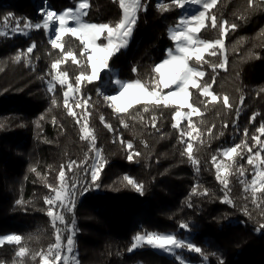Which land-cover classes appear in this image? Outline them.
<instances>
[{
	"label": "trees",
	"instance_id": "trees-1",
	"mask_svg": "<svg viewBox=\"0 0 264 264\" xmlns=\"http://www.w3.org/2000/svg\"><path fill=\"white\" fill-rule=\"evenodd\" d=\"M44 1L56 12L73 9L80 2ZM87 2L84 20L88 23L115 25L121 19L119 0ZM141 3L146 11L141 8L137 13L131 42L109 60L115 71L109 76L102 73L103 79L91 83L82 81L66 107L63 93L68 86L76 88L82 70L90 74L85 67L87 57L80 55L79 39L66 33L61 38L63 49H53L38 1L0 0V33H4L0 35V236H21L20 244L0 245V264H41L50 245L56 243L57 228L62 253L67 249V236L73 235L76 264H181L146 246L128 251L137 234L148 232L180 238L189 235L191 243L201 248V253H184L194 264H219L221 258L225 264H264V229H259L264 223V191L255 193L254 204L253 192L246 187L255 170L247 163L249 156L260 152L264 159V149L252 139L256 136L264 142V135L257 131L264 124V0H254L251 9L247 0H217L207 11L199 38L208 42L221 38L220 29L212 27L213 15L220 22L227 21L226 34L223 44L203 55L200 62L189 60L205 75L197 88H189L188 104L197 107L198 113L178 118L177 128L172 127L176 123L173 115L177 110L187 113L189 108L140 102L118 113L97 93V85L104 89L109 78L149 82L155 75L153 66L173 47L169 29L176 26L180 7L173 0ZM37 23L39 29L26 26ZM69 49L77 63L64 59ZM56 60L61 63L53 70L51 64ZM56 74L66 76L67 84H55L49 92L48 83ZM205 83L210 85L211 97L201 95L200 85ZM169 91L162 89L161 95ZM212 95L217 99L212 100ZM68 108L74 116L68 115ZM83 125L91 132L90 139H81ZM93 139L95 150L90 151ZM129 142L140 153L133 155L132 162L127 159ZM188 143L199 161L197 166L188 159ZM235 145H242L237 149L239 155L234 154L233 161L223 159L218 150ZM96 150L106 159L97 180L99 190L78 197L74 213L55 207L66 221L57 220L54 227L45 199L53 196L52 187L60 186L61 168L68 181H90L88 169ZM217 160L232 165L227 193L216 179ZM70 161L77 162L73 171H68ZM125 175L144 186L143 194L127 185ZM205 191L207 195L202 194ZM226 194L232 203L221 202ZM18 200L22 203L17 204ZM181 222L189 228L181 229ZM68 228H74V233ZM21 247L26 248L25 255L17 256Z\"/></svg>",
	"mask_w": 264,
	"mask_h": 264
},
{
	"label": "snow or ice",
	"instance_id": "snow-or-ice-1",
	"mask_svg": "<svg viewBox=\"0 0 264 264\" xmlns=\"http://www.w3.org/2000/svg\"><path fill=\"white\" fill-rule=\"evenodd\" d=\"M177 7L183 8L185 4H199L203 10L199 11L198 14L192 15L191 17H181L178 19L177 24L174 28L169 29V38L175 42V49H166V58L153 66L152 72L155 74L151 76L149 82L142 81L141 79H137L133 82L123 81L119 78H116L114 81L109 78L105 80V88L101 89L99 85H97V93L98 95H102L104 101L110 102L109 106L115 105V102L118 101L121 97L125 95V93L129 89H135L141 99H143L146 104H154V105H161L163 104L164 107H169V101L172 100L173 97H180L182 100L181 107L184 104H187L188 96H189V88H197V77H203L205 74L203 71L197 70L195 67L189 64V60L193 57L197 62H200L202 59V53L207 51L210 48H213L212 42H207L201 39H198L195 34L199 33L202 28H204L205 20H206V12L213 8L217 0H173ZM254 0H247V6L249 9L253 7ZM119 5L122 10L121 19L115 23V25H109L107 23L102 24H94V23H87L85 22L82 17L85 16L86 10L89 8V4L87 0H80L77 4L75 10H66L60 14H57L53 10H44L40 13L43 16V27L45 29L49 28V22L55 19L58 22V27L55 28V38L51 39V47L53 49H63L64 44L62 43L61 38L66 34H70L73 37L79 39L80 44L83 46L81 50V57L86 56V66L90 67V74L85 71H81V74L76 77V88L75 90L69 86L68 90L63 93L65 97V106L68 105V96L69 92L80 91V84L82 81H87L91 83L97 80L100 77L101 69H108V72L105 73V76H109V73L114 72L115 70L111 68L109 63L110 58L117 56L121 50L127 48L129 43L131 42V38L134 34L135 25L138 22L137 13L141 8H144L146 11V7L144 4L141 3V0H119ZM161 7H164L161 5ZM5 21L8 20V17L4 18ZM212 19V27H218L220 29V36L221 38L215 41L216 45L223 44V38L225 36V25L227 21L220 22L218 21L217 17L214 15L211 17ZM69 20L74 23V26L69 27ZM19 23V22H17ZM26 26L35 27L39 29L41 25L39 23L35 25L27 24ZM231 28H235L236 25H231ZM102 33L107 34V43H101L100 45L96 44V40L100 37ZM4 33H0L3 35ZM33 46H30L27 49L28 53L33 51ZM102 53V55H100ZM215 54V53H212ZM19 56L16 57L19 60ZM68 58H73L72 62L77 63V59L74 58V53L71 49L67 50L66 54L64 55V59L67 60ZM61 63L60 60H56L54 63L51 64V68L56 70ZM223 63L219 65V67H223ZM133 72H136L137 69L133 67ZM53 79H58L61 85L67 83L66 76L62 75L60 77H53ZM103 79V78H101ZM174 86V87H173ZM200 87L203 89L201 91V95L207 96L210 93L208 92V88L210 85L201 84ZM162 89H172L166 95H161ZM48 91L52 92L53 88L51 82H49ZM109 93H118L116 94H109ZM217 97L212 95V100H216ZM243 100V97H241ZM56 101L53 100V104ZM80 102L77 101V107H79ZM224 105L225 107L229 106L228 97H224ZM190 111L187 113L188 116H191L192 113H198V109L195 106H191ZM114 112L122 113L125 112L126 109L120 107L119 105H115L113 108ZM144 111H148V108L145 107ZM239 112V109L237 110ZM68 115L74 116L73 110L68 108ZM181 117V112L177 110L173 115V120L176 123L172 124L173 128H177L179 123L178 118ZM77 121L79 117H75ZM43 119V117H41ZM254 119V117L252 118ZM103 121V117H101ZM251 122V119H250ZM106 127H109L107 124ZM127 126V125H125ZM191 127V125H189ZM2 127V125H0ZM111 131L112 129L109 128ZM257 131L264 135V124H261ZM245 134L247 135V129H245ZM92 134L91 132H85V135L81 136V139H85V136L90 137ZM181 136L185 135L184 131H181ZM191 136V133H188ZM252 139L257 141L261 144L262 149H264V142L258 141L256 136H253ZM183 143V141H181ZM122 143H125L122 141ZM127 149L131 150L127 156L129 162L133 161V155L139 156L140 153L135 152L133 149L132 143H126ZM242 145H235L233 147H228L225 149L218 150L220 154L225 157L229 161H233L234 154L239 155L237 152L238 148H241ZM90 151L95 150V143L94 139L89 145ZM185 151L189 154L188 159L190 162L197 166L199 161L192 156L193 146L191 143H188L187 148ZM249 152H251V148H249ZM183 155V153H182ZM257 158H260V152H256L254 154ZM96 156L99 158L98 161L94 162L92 166L88 169L90 172L91 180L84 179L83 183L79 181H68L66 177V172L61 168L58 176V180L60 181L59 187H52L51 191L55 192L54 197H48L45 199V203L49 206L55 205L57 201H59V207L64 209V212L74 213V209L77 203L78 197H84L89 192L93 190H99L100 184L97 183L99 174L101 170L104 168L106 159L102 157L101 152L96 150ZM213 161L216 160V156H213ZM261 164H264V159L260 160ZM76 161H70L68 164V171H73V165H75ZM247 163L249 165H253L255 169V161L253 157L250 155ZM232 167L231 164L229 165H222L216 164V179L219 183L223 186V189L226 191L229 188V181L227 176L229 175V170ZM34 170V169H33ZM197 167V171H198ZM240 175H244L243 166L241 165L239 168ZM124 181L127 182V185L131 186L135 189L138 193L143 194L144 186L142 184L137 183L129 176L125 175L123 177ZM243 183V181H241ZM253 185V197L252 201L255 204L257 197L255 195L256 192L264 191V168L256 169L254 172V178L251 181ZM193 191L195 192L196 189L194 188ZM207 195L205 191L202 193ZM222 203H232L231 200L228 198L227 194L221 201ZM22 201H17V204H21ZM245 213L247 214V209H245ZM47 215L52 218L53 226L55 227V221L59 220L61 223H65L66 216L63 213L56 214L49 210ZM179 227L181 229L189 228V225L181 222ZM67 228V225H66ZM259 229H264V223L259 225ZM259 229L257 231H259ZM70 233H74V228L67 229ZM61 235L60 229L57 228V235H56V243L54 245H50L48 250V258H42L41 264H56V262L63 260L64 264H68L69 257L68 255H61L62 251V244H61ZM5 241L12 243L15 242L16 244H20L21 236L11 234L0 238V245H2ZM144 244H147L155 249H162L165 252H172L173 248H187L189 251L201 253V248L194 246L190 242H186L183 240L178 239L175 234H159L154 232H148L143 235L137 234L133 238V244L128 249L131 252L133 249L140 247ZM73 245L74 239L73 235L69 234L67 236V253L73 252ZM171 246V247H169ZM26 252L25 247H21L19 251L16 253L17 256H24ZM207 260V256L204 257ZM183 264V261H181ZM219 264H225V261L221 258Z\"/></svg>",
	"mask_w": 264,
	"mask_h": 264
},
{
	"label": "rangeland",
	"instance_id": "rangeland-1",
	"mask_svg": "<svg viewBox=\"0 0 264 264\" xmlns=\"http://www.w3.org/2000/svg\"><path fill=\"white\" fill-rule=\"evenodd\" d=\"M34 1H38V4L40 5V11H42L41 9L43 8L44 10L46 9V10H52V9H50L47 5H46V3H45V1H44V3H41V0H34ZM77 6V5H76ZM76 8V7H75ZM75 8H73V9H71V10H75ZM181 9V15H180V18L181 17H191L192 15H195V14H198V12L199 11H201V10H203L202 8H201V6L199 5V4H191V3H188V4H185L184 5V7L183 8H180ZM66 10H69V9H65V10H62V11H60V12H56L57 14H60V13H62V12H64V11H66ZM54 11V10H53ZM87 11V10H86ZM206 14H207V12H206ZM84 17L85 16H83L82 17V19L84 20ZM206 19H207V15H206ZM85 21V20H84ZM85 22H87V21H85ZM205 22H206V20H205ZM88 23V22H87ZM43 25V24H42ZM68 26L69 27H71V26H74V23L71 21V20H69V24H68ZM56 27H58V22L57 21H55V19H53L52 21H50L49 22V28L48 29H46L47 31H48V33H49V37L51 38V39H54L55 38V28ZM174 28V27H173ZM17 32H21V33H23V32H25V30H22V29H17L16 30ZM196 35V37L198 38V39H200L199 38V36H198V33L197 34H195ZM107 34L106 33H102L101 35H100V37L96 40V44L97 45H100L101 43H104V44H106L107 43ZM202 40V39H201ZM208 42V41H207ZM213 43V48H210V49H208L207 51H205V52H203L202 53V57H203V55H205V54H208V53H211L212 51H213V49L215 48V47H220L221 45H216L215 44V42H212ZM170 49H172L173 51H174V49H175V42H174V44H173V47L172 48H170ZM100 55H102V53L100 54ZM165 58H166V56H165ZM194 58V57H193ZM195 59V58H194ZM164 60V59H163ZM162 60V61H163ZM189 64H190V62H189ZM89 69H90V67H89ZM197 69V68H196ZM197 70H199V69H197ZM106 72H108V69H104V68H102L101 69V73H100V76H101V74L102 73H106ZM110 75V74H109ZM60 76H62L61 74H56L55 75V77H60ZM202 77H197V84H199V81H200V79H201ZM116 79V78H115ZM115 79H112L113 81L115 80ZM67 80V79H66ZM51 82V85H52V88H53V90H54V87H55V84H60L59 83V80L58 79H53L52 81H50ZM67 84V83H66ZM48 87H49V83H48ZM174 87V86H173ZM68 88H69V86H68ZM72 89L73 90H75L73 87H72ZM68 90V89H67ZM172 89H170V91H171ZM169 91V92H170ZM168 93V92H167ZM167 93H165V94H163V95H166ZM111 94H116V95H118V93H111ZM210 95V94H209ZM75 96H76V91H72V92H69V96H68V102L70 101V100H73L74 98H75ZM210 97H211V95H210ZM140 102H145L143 99H141L140 98V96H139V93L135 90V89H129L126 93H125V95L123 96V97H121L118 101H116L115 102V105H119L120 107H123V108H125L126 110L128 109V108H130L131 106H133V105H135V104H137V103H140ZM108 104L110 103V102H107ZM169 104H172V105H176V106H178V107H181V104H182V100H181V98L180 97H173L172 98V100H170L169 101ZM115 105H113V106H111L110 108L113 110V108L115 107ZM181 108H189L190 109V107H189V104H188V101H187V104H184V106L183 107H181ZM188 113V112H187ZM187 113H181V117H179V119L180 118H182V116L183 117H189L188 115H187ZM87 129H86V127L83 125L82 127H81V133H82V135H85V132H88V131H86ZM85 138L86 139H90L88 136H85ZM222 156V155H221ZM222 158L223 159H225V160H227L225 157H223L222 156ZM253 159H254V161H255V170L256 169H259V168H264V164H261V162H260V160H261V158H257L256 156L255 157H253ZM99 160V158L96 156V152H95V157H94V160H93V162H92V164L94 163V162H96V161H98ZM216 164H222V165H225V163H224V161H222V160H217L216 162H215V166H216ZM255 170H254V172H255ZM253 178H254V176H253ZM252 178V179H253ZM252 181V180H251ZM251 181L246 185V187L249 189V190H251L252 191V188H253V185L251 184ZM253 192V191H252ZM55 196V192H54V194H53V196L52 197H54ZM59 201H57L56 202V204L55 205H52L51 206V211L54 213V215H56V214H58V212H55V207L56 208H58L59 206ZM57 211V210H56ZM165 234H172V233H165ZM8 235H11V234H8ZM4 236H7V235H4ZM4 236H0V238H3ZM176 236V235H175ZM178 239H180V240H183V241H186V242H190L191 243V240H190V236L189 235H187V236H185V238H180V237H178V236H176ZM4 243H9V242H7V241H5ZM3 243V244H4ZM12 243H15V242H12ZM142 246H146V247H149V248H152L151 246H149V245H147V244H144V245H142ZM142 246H140V247H142ZM140 247H137V248H135V249H133V250H136V249H139ZM169 247H171V246H169ZM153 250H155V251H157L158 253H161V254H164V255H166V256H168V257H170V258H173V259H175V260H177V261H179L180 263H181V261H183V264H194V263H192L190 260H188L185 256H184V253H194V252H192V251H189L187 248H184V247H181V248H173V251L172 252H165L164 250H162V249H155V248H152ZM63 250V249H62ZM73 253H74V250H73V252L72 253H67V249H66V251L64 252V253H62L61 252V255L63 256V255H68V257H69V260H68V264H76V262L74 261V259H75V255H73ZM43 258H48L47 256H44ZM56 264H64V262H63V260H61V261H58V262H56Z\"/></svg>",
	"mask_w": 264,
	"mask_h": 264
}]
</instances>
